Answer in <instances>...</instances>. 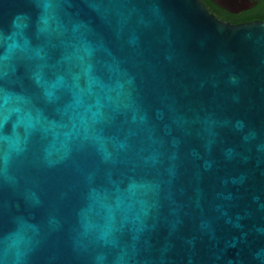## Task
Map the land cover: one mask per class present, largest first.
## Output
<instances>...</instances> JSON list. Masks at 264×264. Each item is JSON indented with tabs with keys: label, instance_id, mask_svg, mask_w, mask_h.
<instances>
[{
	"label": "water",
	"instance_id": "1",
	"mask_svg": "<svg viewBox=\"0 0 264 264\" xmlns=\"http://www.w3.org/2000/svg\"><path fill=\"white\" fill-rule=\"evenodd\" d=\"M0 264H264V20L0 0Z\"/></svg>",
	"mask_w": 264,
	"mask_h": 264
},
{
	"label": "trees",
	"instance_id": "2",
	"mask_svg": "<svg viewBox=\"0 0 264 264\" xmlns=\"http://www.w3.org/2000/svg\"><path fill=\"white\" fill-rule=\"evenodd\" d=\"M256 5L251 9L239 12L238 14H230L218 7H216L210 0H203L205 6L210 12L216 15L218 18L231 22L241 23L251 20H264V0H254Z\"/></svg>",
	"mask_w": 264,
	"mask_h": 264
},
{
	"label": "flooded vegetation",
	"instance_id": "3",
	"mask_svg": "<svg viewBox=\"0 0 264 264\" xmlns=\"http://www.w3.org/2000/svg\"><path fill=\"white\" fill-rule=\"evenodd\" d=\"M252 2H255L254 0H250ZM216 6V5H215ZM217 7V6H216ZM219 8V7H218ZM221 9V8H220ZM251 9V8H250ZM223 10V9H222ZM248 10V9H247ZM225 11V10H224ZM245 11V10H244ZM227 12V11H226ZM242 12V11H241ZM229 13V12H228ZM239 13V12H238ZM238 13H230V14H238Z\"/></svg>",
	"mask_w": 264,
	"mask_h": 264
}]
</instances>
